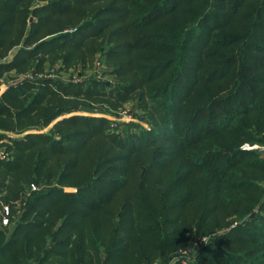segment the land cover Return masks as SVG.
Instances as JSON below:
<instances>
[{
  "label": "trees",
  "instance_id": "16d2710c",
  "mask_svg": "<svg viewBox=\"0 0 264 264\" xmlns=\"http://www.w3.org/2000/svg\"><path fill=\"white\" fill-rule=\"evenodd\" d=\"M96 52L0 92V264H264V0H0V84Z\"/></svg>",
  "mask_w": 264,
  "mask_h": 264
},
{
  "label": "rangeland",
  "instance_id": "374dc122",
  "mask_svg": "<svg viewBox=\"0 0 264 264\" xmlns=\"http://www.w3.org/2000/svg\"><path fill=\"white\" fill-rule=\"evenodd\" d=\"M30 19L32 20V17L29 18V22H30ZM73 30H75V27L67 28L64 31L65 32H71ZM20 46L21 45H18V46H15L14 48H12L9 51V53L7 54L6 59H9L13 55V53L17 51V49ZM62 67H63L62 59H57V61L51 67H48L45 71L38 73V75H35V76H33L31 71L21 73V74H14L11 72L10 74L6 75L7 76L6 80L0 84V92H2L6 88V84L12 83L15 80H18L22 77H30V78L31 77H39V78L51 77V78L62 79L65 81H67V80L68 81H82V80L88 79V76H90L91 74L96 73L97 71H102V72H105L104 73L105 76H103V79L108 81V83L113 84V83L117 82V78H115V76L113 75V73L109 67V64L102 58V56H100V53H98V52H96L94 54L93 58L91 59V62H88V63L86 62L85 65L77 64L74 67H68V68L65 67V69ZM108 67H109V71H103V70H106ZM136 104H137L136 100L129 99V100H126L125 102H123L122 104H120L115 111H109L106 103H100L99 105L95 104L96 111L94 112L93 115H95V116L103 115V116H105L111 120L112 117H115L117 114H122L124 112H127L128 114H132V113L136 112V110H135ZM78 113L87 114V115L89 114V113H82V112H78ZM138 113H139V111H138ZM128 121L140 122L142 124V126H144V127H147V125H148V123L142 122L139 118L134 117V115H132L131 119H129ZM128 121H125V123ZM53 123H54V121L49 126L44 127L42 129V131L47 132ZM32 131H36V130H32ZM23 133H25V132L16 133V132H12V131L0 130V134H4L6 136V138L0 140V144H8L9 143L8 138H17V137L22 136ZM0 154H4L5 156H8V154H9V152L5 149L4 145L0 146ZM2 156L3 155H0V157H2ZM3 207H4V205L2 206V208ZM2 208L0 205V223L4 224L6 213L2 211ZM212 235H214V233L205 234L203 236H207L208 240H210ZM180 249H183V248H180ZM180 249L175 251L174 254H176L178 251H180ZM153 264H167V262L164 261L163 263H161L159 261H154Z\"/></svg>",
  "mask_w": 264,
  "mask_h": 264
},
{
  "label": "built area",
  "instance_id": "2783aa9c",
  "mask_svg": "<svg viewBox=\"0 0 264 264\" xmlns=\"http://www.w3.org/2000/svg\"><path fill=\"white\" fill-rule=\"evenodd\" d=\"M131 117H132V114H128L127 112H124L122 114H117L115 117H112L110 126L111 128L117 130L118 125L120 123L128 121L129 119H131ZM241 147L242 149H251V150L254 149L264 154V144L263 143H260V144L259 143H254V144L245 143ZM0 155H3L2 157H5L4 154H0ZM32 189H35V186H32ZM5 222H6V218H5ZM207 241H208L207 236H203L199 239H195L189 247H187L184 250L178 251L177 254L173 256L171 262L174 260H178V259H181L182 262L189 260L190 255L193 254L200 247V244L206 243Z\"/></svg>",
  "mask_w": 264,
  "mask_h": 264
},
{
  "label": "water",
  "instance_id": "95a60500",
  "mask_svg": "<svg viewBox=\"0 0 264 264\" xmlns=\"http://www.w3.org/2000/svg\"><path fill=\"white\" fill-rule=\"evenodd\" d=\"M31 21V19H30ZM80 112L82 113H89V114H94V110L85 106H80L79 108Z\"/></svg>",
  "mask_w": 264,
  "mask_h": 264
}]
</instances>
